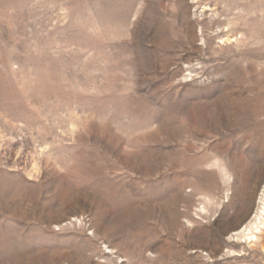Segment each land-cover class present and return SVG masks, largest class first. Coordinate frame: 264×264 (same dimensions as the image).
<instances>
[{
    "label": "rangeland",
    "instance_id": "obj_1",
    "mask_svg": "<svg viewBox=\"0 0 264 264\" xmlns=\"http://www.w3.org/2000/svg\"><path fill=\"white\" fill-rule=\"evenodd\" d=\"M0 264H264V0H0Z\"/></svg>",
    "mask_w": 264,
    "mask_h": 264
}]
</instances>
